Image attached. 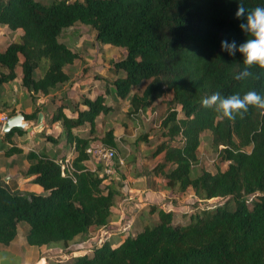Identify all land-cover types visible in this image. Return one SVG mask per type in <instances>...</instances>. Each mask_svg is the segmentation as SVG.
Listing matches in <instances>:
<instances>
[{
    "label": "trees",
    "instance_id": "obj_1",
    "mask_svg": "<svg viewBox=\"0 0 264 264\" xmlns=\"http://www.w3.org/2000/svg\"><path fill=\"white\" fill-rule=\"evenodd\" d=\"M239 4L251 11L264 7V0H0V24L21 30L0 46V93L5 83L18 79L33 102L27 112L1 96L0 105L8 116L22 112L32 120L39 113L44 117L47 106L49 123L57 122L61 130L44 134V142L57 144L63 137L72 152L70 168L62 174L64 154L50 155L43 146L23 152L11 138L25 132H0L3 155L26 160L23 176L42 188L21 190L0 174V244L14 240L19 222L28 224L27 244L66 247L110 221L118 191L103 185V177L84 164L97 117L111 108L105 92L93 98L82 95L78 101L34 102L35 95L46 97L70 80L67 68L80 55L59 36L79 22L92 28L100 43L125 49L121 58L110 60L108 70L114 95L128 99L129 114L158 101L165 106L157 128L161 140L150 155H160L152 173L162 175L171 189L190 187L200 199L224 201L196 218L195 211L184 213V222L175 221L173 211L147 204L156 220L140 215L131 224L133 232L115 245L103 241L71 260L51 264H264V115L250 109L244 119L221 120L202 106L216 92L228 97L251 90L264 96V69L254 67L252 78L238 81L234 76L244 68L243 55L237 51L231 56L221 48L223 40H234L239 47L248 38L239 27L245 21L236 17ZM204 130L225 168L211 172L199 160ZM143 135L135 142L148 143ZM101 141L116 147L111 129Z\"/></svg>",
    "mask_w": 264,
    "mask_h": 264
},
{
    "label": "rangeland",
    "instance_id": "obj_2",
    "mask_svg": "<svg viewBox=\"0 0 264 264\" xmlns=\"http://www.w3.org/2000/svg\"><path fill=\"white\" fill-rule=\"evenodd\" d=\"M40 1L49 3L51 0ZM20 32V29L12 31L0 24V46H3L9 40L15 39ZM94 33V30L88 25L79 22L62 30L59 40L68 45L72 50L78 52L80 58L67 68V72L70 75L69 81L58 86L52 94L46 97L35 95L34 102L41 104L50 99H53L54 103L60 101H78L82 95L93 98L95 95L105 92L106 103L111 108L106 114H100L97 117L96 133L91 144L102 143L101 138L104 132L108 129L113 131L116 138V147H114L116 151L114 164L116 177L102 184L105 186L111 184L121 188L124 184L122 180L127 174L131 176L135 175L136 177L143 176L141 177V182L142 184H146L152 173L151 169L160 160V155L155 157H151L150 155L155 145L161 140L157 135V128L159 119L165 112V106L161 101H158L152 108L141 110L136 114L128 113V99L120 100L114 95L110 82L112 75L108 70L110 60L121 58L125 54V49L100 43L95 39ZM3 86V90L0 93L2 98L8 102L13 100V104L19 110L21 109L26 112L30 110L33 102L30 103V95L20 87L17 79L5 83ZM106 87L109 90L108 92L105 91ZM141 88L139 87L138 90ZM134 90L135 88H133L132 92ZM49 110L46 106L45 116L41 119L40 128L36 129L35 124L31 129V132H34L33 134L18 136L15 138L16 141L13 144L16 145L18 143L19 147L25 149V151L43 146L50 155H53L57 151L61 152L63 148H66L63 144V137L59 139L57 144L44 142V134L56 135L61 129L58 123H49ZM0 111L8 113V109L2 105H0ZM65 111L69 115H74L69 108L65 109ZM85 132L86 126L79 128V133ZM144 133L148 135V143L141 140L135 142L136 138L144 136ZM197 155L203 166L211 172H214L217 168H225L226 163L217 161L216 159V151L211 145L208 130H204L201 133ZM4 163V155L1 153L0 166L4 165L6 167ZM0 174L5 176L3 171ZM20 174L22 175V169H20ZM23 178L27 177L23 176ZM10 180L16 181V177ZM30 183L29 178L26 182L21 181V190H26ZM152 189L150 188V190ZM172 190L177 191L176 189ZM165 199L174 202L166 196ZM251 199H253L252 196L247 197L248 201ZM149 201L148 199H141L140 202L149 203ZM223 201L224 199L222 198H213L194 202L191 205L195 211L193 218H196L197 215L205 214L206 209L219 205ZM161 202H165L164 199ZM181 218L186 221L188 215H183ZM27 228L28 224L26 222H19L17 234L12 243L6 246L0 244V264H51L54 261L71 260L73 256L82 254L84 251L91 249L93 245L103 242L111 232V229L107 228L94 229L87 235L75 237L66 247H63L61 244L38 247L31 246L25 242L23 232ZM119 229L126 230L123 227H119ZM122 234L117 233L116 238H121ZM124 234H127V232Z\"/></svg>",
    "mask_w": 264,
    "mask_h": 264
},
{
    "label": "crops",
    "instance_id": "obj_3",
    "mask_svg": "<svg viewBox=\"0 0 264 264\" xmlns=\"http://www.w3.org/2000/svg\"><path fill=\"white\" fill-rule=\"evenodd\" d=\"M17 74L18 76L20 75L19 70H17ZM65 109H64V112L67 114ZM70 116H74V115H70ZM33 133L34 132H31V131L25 132L26 135H31ZM18 136H22V135L13 136L11 138V141L15 142L16 141L15 138H17ZM63 144H64V139H63ZM16 146L19 147L18 143L16 144ZM22 150L23 152H25V149H22ZM1 153L2 151L0 150V154ZM71 153L72 152L70 148H67V147L63 148V150L59 152V154L65 155L64 158L71 156ZM4 162H5L4 164L6 165V167L4 165L0 166V173L1 171L5 173L4 180L16 177L17 185L20 188L21 181L26 182L28 178L30 179V177L23 178V174L22 175L20 174V169H22V173H23V170L27 166L26 160L23 159V160L18 161L17 155L13 154L12 156H9V157L4 156ZM141 177L143 176L136 177L135 175L131 176L127 174L122 180V182H124L123 186L121 188L116 187L118 193L115 196V203L111 207L112 213H111L110 221L108 225L106 226L107 229H111V232L109 233L107 238L104 240V241L109 242L111 246L115 245L117 242L122 240L128 233L133 232L131 228V224L140 215L145 216V219L154 218L153 220H156L157 218L156 214L151 213L148 210L149 204H158L165 211H173L175 213V221L184 222L183 218H181L183 215H187L184 213L194 211V208L191 205H193L194 202H201L203 200V199L196 197L193 193V190L190 187L184 192L173 191L171 188L167 186L165 179L160 174L151 173L150 177L148 178V183L146 184H142ZM150 188H153V189L150 190ZM26 190L40 192L42 191V188L37 184L30 183L28 184V187L26 188ZM121 193H123V195H121ZM165 196L170 198L174 202L168 201V199H165ZM141 199L142 200L148 199L150 201L149 203H142L140 202ZM163 199L165 202L162 203L161 201H163ZM197 204L200 205L199 203ZM177 215L179 216L177 217ZM119 227H123L126 230L123 231L119 229ZM126 232L127 234H124ZM24 233L25 231L23 232V235ZM117 233H123L122 237L116 238Z\"/></svg>",
    "mask_w": 264,
    "mask_h": 264
},
{
    "label": "clouds",
    "instance_id": "obj_4",
    "mask_svg": "<svg viewBox=\"0 0 264 264\" xmlns=\"http://www.w3.org/2000/svg\"><path fill=\"white\" fill-rule=\"evenodd\" d=\"M236 17L245 21L239 27L248 38L239 47L234 40L231 42L223 40L221 48L231 56L237 51L243 55L244 68L234 76V79L245 81L253 77L251 69L254 67L264 69V7L257 6L247 11L242 4H239ZM202 106L213 109L218 114V119L235 121L237 118L244 119L250 109H256L264 115V96L251 90L243 95L235 93L228 97L216 92L204 98Z\"/></svg>",
    "mask_w": 264,
    "mask_h": 264
},
{
    "label": "built area",
    "instance_id": "obj_5",
    "mask_svg": "<svg viewBox=\"0 0 264 264\" xmlns=\"http://www.w3.org/2000/svg\"><path fill=\"white\" fill-rule=\"evenodd\" d=\"M8 113L6 111H0V130L1 125L8 118ZM87 159L84 164L90 170H95L99 175L103 177L102 183L110 181L116 177L115 171V155L116 151L113 147L105 145L103 143L90 144L86 148ZM71 156L65 157L59 160L61 165L62 174H64L65 169L70 168Z\"/></svg>",
    "mask_w": 264,
    "mask_h": 264
},
{
    "label": "water",
    "instance_id": "obj_6",
    "mask_svg": "<svg viewBox=\"0 0 264 264\" xmlns=\"http://www.w3.org/2000/svg\"><path fill=\"white\" fill-rule=\"evenodd\" d=\"M43 115L39 113L38 118L36 120L26 119L22 112H17L14 115H11L4 121L1 125V132H8L12 128H17L22 132L31 131L32 127L36 124V129L41 127V119Z\"/></svg>",
    "mask_w": 264,
    "mask_h": 264
}]
</instances>
